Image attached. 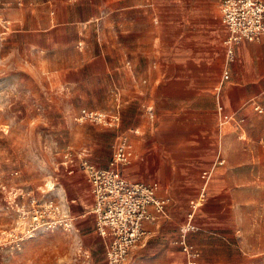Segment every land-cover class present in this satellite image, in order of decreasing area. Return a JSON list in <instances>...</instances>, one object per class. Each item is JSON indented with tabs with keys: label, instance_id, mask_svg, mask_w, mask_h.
<instances>
[{
	"label": "crops",
	"instance_id": "obj_1",
	"mask_svg": "<svg viewBox=\"0 0 264 264\" xmlns=\"http://www.w3.org/2000/svg\"><path fill=\"white\" fill-rule=\"evenodd\" d=\"M221 2L41 0L16 9L7 24L24 37L21 58L51 75L53 115L74 120L87 109L120 116L117 129L55 126L65 132L62 152L84 151L107 169L115 137L139 132L129 135L139 159L121 174L132 183H157L158 197L171 202L162 220L146 225L152 235L127 264H185L178 229L203 188L199 230L188 237L203 263L219 260L210 253L222 245L238 250L239 264H264V116L255 111H264V44L241 42L228 55ZM60 161L51 193H62L59 202L78 218L71 233L91 226L85 249H106L83 175H66Z\"/></svg>",
	"mask_w": 264,
	"mask_h": 264
},
{
	"label": "built area",
	"instance_id": "obj_2",
	"mask_svg": "<svg viewBox=\"0 0 264 264\" xmlns=\"http://www.w3.org/2000/svg\"><path fill=\"white\" fill-rule=\"evenodd\" d=\"M220 12L221 21L228 30L224 41L228 55H231V48L241 42L264 44V0H222ZM227 78V72H224L223 80ZM222 110V107L218 108L220 114ZM255 111L264 116L263 110L255 108ZM229 119L222 116L221 122L226 123ZM74 122L117 129L121 119L117 114L80 109ZM131 134L139 135V132L132 130L115 137L107 169L94 165L84 151L67 149L61 155L63 172L68 176L81 173L89 187L94 200L91 214L95 219V230L106 241L105 264H127L131 253L145 247L152 235L146 225H155L162 220L171 202L167 197H158L157 183H132L122 176L121 170L139 159L129 138ZM208 177L206 171L201 174L204 183ZM203 201L204 188L199 198L189 203L186 221L178 229L177 243L185 256V264H204L201 253L188 240L190 234L199 230L195 216ZM11 202L13 226L3 232L0 239V248L11 254L20 251L38 232L71 233L75 230L78 218L59 201L24 191L13 193Z\"/></svg>",
	"mask_w": 264,
	"mask_h": 264
},
{
	"label": "rangeland",
	"instance_id": "obj_3",
	"mask_svg": "<svg viewBox=\"0 0 264 264\" xmlns=\"http://www.w3.org/2000/svg\"><path fill=\"white\" fill-rule=\"evenodd\" d=\"M39 2L0 0V239L13 226V193L33 191L39 198L64 202L62 193H51L66 144L65 132L54 127H77L73 118L53 115L48 79L51 75L21 58L24 37L7 28L16 9ZM231 231L237 239V224ZM252 231L248 239L254 244ZM216 232L226 236L229 231L220 228ZM94 233L91 226L76 234L38 232L16 253L0 248V264H104V246L91 253L85 249V239ZM218 246L221 249L210 255L219 260L210 259L211 264H239L237 249L223 250L222 245Z\"/></svg>",
	"mask_w": 264,
	"mask_h": 264
}]
</instances>
